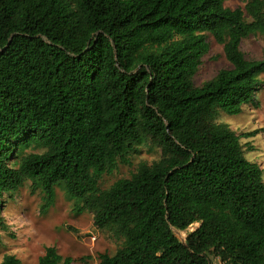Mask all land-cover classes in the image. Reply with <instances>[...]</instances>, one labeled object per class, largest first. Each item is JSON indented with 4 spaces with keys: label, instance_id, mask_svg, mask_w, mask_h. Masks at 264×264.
Masks as SVG:
<instances>
[{
    "label": "trees",
    "instance_id": "16d2710c",
    "mask_svg": "<svg viewBox=\"0 0 264 264\" xmlns=\"http://www.w3.org/2000/svg\"><path fill=\"white\" fill-rule=\"evenodd\" d=\"M207 35L231 68L197 87ZM251 35L264 0H0V214L25 182L43 211L61 186L121 241L99 264H264L263 171L215 122L262 84L264 51H241ZM144 141L160 158L100 190ZM72 262L48 247L37 264Z\"/></svg>",
    "mask_w": 264,
    "mask_h": 264
},
{
    "label": "rangeland",
    "instance_id": "374dc122",
    "mask_svg": "<svg viewBox=\"0 0 264 264\" xmlns=\"http://www.w3.org/2000/svg\"><path fill=\"white\" fill-rule=\"evenodd\" d=\"M226 7L234 9L243 7L237 1H230ZM208 54L203 57L202 64L194 77L195 86L214 78L221 70L230 69L222 46L215 43L207 35ZM241 51L247 60H261L264 51V36L251 35L241 43ZM252 103L242 108L238 116H228L219 112L215 118L217 124L228 126L237 136L248 161L257 164L263 171L264 179V75ZM248 136V134H253ZM29 149L25 153H39ZM160 158V150L149 141L135 146L127 156L128 163H119L110 175H104L99 181V189L106 190L120 179L130 178L138 165H151ZM44 194L40 187L25 182L3 203L0 214V264L5 256H12L20 264H37L38 259L48 247H54L64 258H71L72 264H99V256H112L121 246L108 230H100L93 226V216L89 211L78 214L75 202L70 200L63 189L55 188L53 205L42 209ZM192 225L185 232L173 231L178 240L184 242L188 233L198 228ZM214 264H217L214 262Z\"/></svg>",
    "mask_w": 264,
    "mask_h": 264
}]
</instances>
